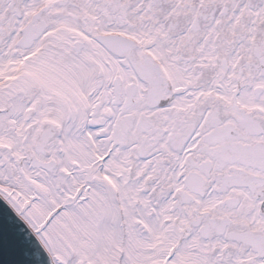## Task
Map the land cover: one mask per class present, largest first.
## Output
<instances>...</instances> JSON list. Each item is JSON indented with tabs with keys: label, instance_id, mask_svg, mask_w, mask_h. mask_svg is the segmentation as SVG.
<instances>
[{
	"label": "snow or ice",
	"instance_id": "6c2138e0",
	"mask_svg": "<svg viewBox=\"0 0 264 264\" xmlns=\"http://www.w3.org/2000/svg\"><path fill=\"white\" fill-rule=\"evenodd\" d=\"M0 200L5 264H264V0H0Z\"/></svg>",
	"mask_w": 264,
	"mask_h": 264
},
{
	"label": "water",
	"instance_id": "95a60500",
	"mask_svg": "<svg viewBox=\"0 0 264 264\" xmlns=\"http://www.w3.org/2000/svg\"><path fill=\"white\" fill-rule=\"evenodd\" d=\"M4 202L0 200V264H5V254H4V245H3V226H4V213L7 211L5 209ZM11 215V213H9Z\"/></svg>",
	"mask_w": 264,
	"mask_h": 264
}]
</instances>
